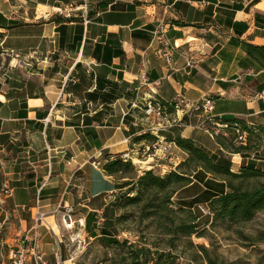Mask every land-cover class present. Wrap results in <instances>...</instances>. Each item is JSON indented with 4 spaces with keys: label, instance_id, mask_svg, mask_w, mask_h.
Wrapping results in <instances>:
<instances>
[{
    "label": "crops",
    "instance_id": "obj_1",
    "mask_svg": "<svg viewBox=\"0 0 264 264\" xmlns=\"http://www.w3.org/2000/svg\"><path fill=\"white\" fill-rule=\"evenodd\" d=\"M159 50H169L171 60ZM262 91L264 0H0V183L13 190L0 210V220L10 215L1 237L15 245L27 232L44 258L53 247L56 262H70L60 236L48 229L54 236L62 229L53 212L65 201L81 223L88 218V228L93 217L109 223L117 216L121 197L133 194L143 170L134 164L129 174L110 175L103 165L152 138L134 103L207 95L218 124L240 119L260 126ZM180 118L179 126L156 134L169 146L165 157L146 159L156 162L153 170L162 167L164 174L186 160L174 142L183 137L231 171L246 165L264 171L261 151L223 149L200 126L201 113ZM190 178L174 196L198 221L197 207H209L227 187L223 176L201 167ZM36 204L45 216L33 227ZM105 230L94 237L109 236Z\"/></svg>",
    "mask_w": 264,
    "mask_h": 264
},
{
    "label": "rangeland",
    "instance_id": "obj_2",
    "mask_svg": "<svg viewBox=\"0 0 264 264\" xmlns=\"http://www.w3.org/2000/svg\"><path fill=\"white\" fill-rule=\"evenodd\" d=\"M220 134L228 142H232L231 146L228 145V150L238 146L233 141L234 138H230L233 133H229L227 128H222ZM250 145H256L254 147L264 154V135L262 140L253 136ZM249 150L251 152L253 148ZM144 161L146 159L132 163L139 170H153L150 166L156 162L147 160L145 164ZM161 169L162 167L156 166L154 171L158 173ZM181 169L191 173L195 167L190 164L182 166ZM130 171L131 169H127V172ZM184 194L186 192L181 195ZM171 201L172 211H167L162 206L156 207L158 214L152 219L150 216H143V203L128 204L121 197L119 211L113 220L107 223L102 215L93 217L88 229L86 222L79 221L82 219L79 212L72 213L73 224L70 229H66L62 222V213L54 211L56 222L62 225V229L60 232L55 228L56 235L52 233V236H60L62 250L68 251V257H74L66 264H208V259L216 264H264V210L256 212L252 219L242 223L217 222L211 226V222H208L210 209L208 205H202L204 211L197 207L198 216L201 218L195 224V232L184 236L181 225L185 213L177 210L174 195ZM32 202L33 200L30 201ZM152 209L155 208H146V211ZM23 215L30 220L31 212L26 208ZM102 228L106 229L109 236L94 237ZM93 229L94 234L91 232ZM54 244L58 251L56 243ZM139 247H144L145 250L139 252ZM45 260L50 264L56 262L57 256L53 247L45 249Z\"/></svg>",
    "mask_w": 264,
    "mask_h": 264
},
{
    "label": "trees",
    "instance_id": "obj_3",
    "mask_svg": "<svg viewBox=\"0 0 264 264\" xmlns=\"http://www.w3.org/2000/svg\"><path fill=\"white\" fill-rule=\"evenodd\" d=\"M168 109L172 111L173 107L169 106ZM235 123L248 132L246 144H240L232 147V150H228V145L231 146L232 142H228L227 138L222 134L214 136L216 142L223 149L233 153L250 152L249 149L251 148H253V151H259L257 147H254L256 145L252 147L250 142L253 136L257 140L263 139L264 125H252L249 127L244 121L234 119L230 123H227V127H225L229 133H233ZM145 134H149L152 137L151 142L158 139L156 135L150 132L146 131ZM230 138H234V136ZM174 142L188 154L186 160L175 169L166 171L164 174L156 173L152 169L143 170L142 174L135 179L133 194L123 196L128 204L143 203L142 210L144 217L150 216L152 219L156 218L158 214L156 207L159 206L166 208L167 211L173 210L170 207L172 196L179 188L191 181V173L183 171L181 167L189 166L190 164H193L195 167L191 172L195 171L197 167H201L208 172L221 174L224 177L227 191L211 199L209 202L211 226H214L217 222H225L227 224L242 223L252 219L256 212L264 210V171L253 165L241 166L238 171H231L225 161H213L208 151L191 139L176 137ZM103 168L110 175H125L133 172L135 166L130 160H123L121 154L107 158ZM127 169H131V171L127 172ZM260 178L263 180L260 181ZM144 202L146 203L144 204ZM146 208L155 209L146 211ZM177 210L185 213L184 222L181 225L182 235H192L196 230L197 226L195 224L198 217L191 209L177 206ZM86 223L88 229V218H86ZM103 233L109 234L106 231ZM92 234L94 233L92 232ZM113 242L116 241L113 240ZM138 250L139 252H143L145 249L144 247H139ZM208 264L216 263L208 259Z\"/></svg>",
    "mask_w": 264,
    "mask_h": 264
},
{
    "label": "built area",
    "instance_id": "obj_4",
    "mask_svg": "<svg viewBox=\"0 0 264 264\" xmlns=\"http://www.w3.org/2000/svg\"><path fill=\"white\" fill-rule=\"evenodd\" d=\"M156 34L162 33L161 30L154 31ZM7 54H17L11 50L6 51ZM159 53L164 56L167 61L171 60V53L169 50L162 51L159 50ZM261 95L264 96V91L261 92ZM134 107L142 111L143 116L148 121V126H146V131L156 135L160 130H167L173 126H179L181 122V117L186 113H201L203 119L200 121V126L204 127L205 130L210 135L220 134L222 128L227 127V124H218L214 119V116L211 115L213 110V98L210 96H203L199 100L194 102L184 101L183 97H179L175 102H161L153 98L152 96L147 97L142 102L134 103ZM169 106L173 107L172 111H169ZM180 113V114H179ZM251 127L252 125H248ZM248 132L241 128L237 123L233 126V141L238 145H245L247 141ZM128 141V140H125ZM169 143L160 142L158 138L156 141L143 145L142 148H139L136 152L125 151L122 153L123 160H130L131 162L140 161L141 159H147L154 156L165 157V152L168 149ZM160 150L161 154H157ZM145 157V158H144ZM94 166L95 163H93ZM134 164V163H133ZM12 187L7 182L0 183V210L3 209V206L6 202V199L12 195ZM37 201L39 199L37 198ZM204 211V209L201 207ZM56 211L62 213V222L66 229H70L73 220L72 213L74 208L67 204L65 201L60 202L56 208ZM9 213H5L4 218L0 220V231L3 228L5 222L9 219ZM44 213L39 209V205L36 204L34 211L32 212V220L34 226L42 224L44 221ZM50 231L52 233L53 229L51 226ZM33 242V243H32ZM57 259H60L58 253H55ZM74 257L70 256V261ZM0 264H48L44 258L43 252L36 245V242L33 239L28 237V233L25 232L21 235L20 242L15 245H10L8 242L3 239L0 235ZM56 264H63L60 261ZM72 264H75L72 262Z\"/></svg>",
    "mask_w": 264,
    "mask_h": 264
},
{
    "label": "bare ground",
    "instance_id": "obj_5",
    "mask_svg": "<svg viewBox=\"0 0 264 264\" xmlns=\"http://www.w3.org/2000/svg\"><path fill=\"white\" fill-rule=\"evenodd\" d=\"M143 163H145V164H146L147 162L145 161V162H143ZM145 166H146V165H145ZM62 221H63V220H62ZM53 232H54V231H53Z\"/></svg>",
    "mask_w": 264,
    "mask_h": 264
}]
</instances>
